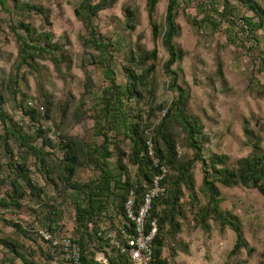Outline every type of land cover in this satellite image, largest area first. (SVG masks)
<instances>
[{"label":"trees","instance_id":"16d2710c","mask_svg":"<svg viewBox=\"0 0 264 264\" xmlns=\"http://www.w3.org/2000/svg\"><path fill=\"white\" fill-rule=\"evenodd\" d=\"M116 1L81 0L73 10L74 16L79 19L85 31L82 47L88 58L86 63L100 70L103 78L102 85L95 90L91 77L85 73L84 91L78 107L74 108L69 100L63 103L56 101L43 92V112L40 108L30 109L19 101L17 105L22 109L23 115L36 123L32 125V135H27L17 125L6 122L7 114L1 107L4 98L0 95V122L4 126L1 142L3 156L6 158L4 164L0 155V209L18 217L22 214L32 216L33 224L28 230H23L14 221L11 223L12 227L23 238L37 246L44 260V263L40 264H57L58 250L43 246L33 229L35 224L47 228L55 236L67 235L64 234L60 204L52 206L45 202L44 186H52L57 195H62V202L66 198L72 201L74 219L71 236H68L80 248V263L101 264L95 258L96 254L100 253L109 264H129L124 257L109 251L107 242L97 236V231L101 228L129 230L124 218V203L128 193L133 192L132 208L136 211L142 204L152 180L160 173L161 164L166 168L162 180L164 192L154 200L146 217L147 226L153 219L157 222L151 264H171L169 259L163 257V248L168 240H174L176 234L181 231L182 224L186 221V208L198 227L207 229L208 221L211 220L220 230L228 228L233 232L235 238L229 256H235L245 250L249 254L254 252V249L248 248L242 236L239 219L220 209L223 199L218 186L228 188L238 185L254 189L264 198V154L261 153L258 143L253 142L250 145L251 153L233 163H230L225 155H203L202 125L199 118L188 114L189 89L179 84L178 72L173 68L184 55L174 42L179 31L176 18L180 0H167L160 25L153 20L160 0H146L145 4L152 37L160 39L167 56L161 69L167 79V90L174 94L168 106L156 104L153 99L152 76L156 71L157 58L155 49L147 51L138 44L134 49H130L125 55L126 64L120 71L124 82L117 81L119 71L114 60L117 54L116 45L110 38L103 36L96 26L99 12L112 7ZM229 1H199L198 8L204 13L199 23H209L214 29L222 23L229 26L240 24L243 33L253 35L258 30L264 32L263 9L251 0H238L246 10L253 13V17L239 18L237 10ZM219 5L221 10L217 8ZM32 12L41 15L49 24L39 7L23 0H0V14L17 17V23L8 26L17 44L16 72L23 66L31 68L35 59H44L45 55L56 68L64 60L62 46L50 42L52 34L37 33L26 21ZM124 15L126 28L133 31L136 26L135 13L126 9ZM254 17L257 21H254ZM0 30L3 31L1 21ZM253 42L257 43L258 39L254 37ZM17 74L13 76L15 81L12 86H9L8 79L6 88L13 98L17 94ZM90 94L93 95L91 109L96 111L93 117L94 135L101 141L98 146H90L77 136L66 132L69 117L79 123L87 112L83 110L82 103L83 97ZM262 95L264 96V92ZM163 109L166 112L160 117ZM56 117H59L58 123H55ZM40 120L53 122L55 130L52 133L57 134L58 141L48 137L49 129H44L39 123ZM174 128L184 135V145L191 152V156L178 154ZM244 132L249 140L253 138V133L248 128H245ZM35 138L41 139L39 146L35 143ZM148 139L154 157L159 161L158 167L153 166L147 155L145 143ZM125 140L130 144L127 155L118 147V143ZM10 141L14 142L16 149L10 147ZM110 146H114L112 150L109 149ZM57 152L60 156L56 155ZM29 158L33 159L34 169L44 185L31 180ZM196 163L200 164L202 172V201H199L194 190L192 170ZM83 167H90L97 174L96 178L85 183L78 181L77 171ZM185 193L189 200L187 207L186 203L182 202ZM0 251L4 256L0 264H14L15 259H19L22 264H38L30 258V252L24 245L12 236L0 238ZM258 264H264V249L259 253Z\"/></svg>","mask_w":264,"mask_h":264},{"label":"rangeland","instance_id":"374dc122","mask_svg":"<svg viewBox=\"0 0 264 264\" xmlns=\"http://www.w3.org/2000/svg\"><path fill=\"white\" fill-rule=\"evenodd\" d=\"M23 1L43 10L49 24L41 15L34 12L26 21L37 33L50 32L52 34L50 42L62 46L64 56L58 68L49 60V57L43 55L44 59H35L31 68L23 66L16 72L17 44L8 26L17 23L15 22L17 17L0 14L3 26V31L0 30V95L4 98L1 107L7 114L8 124L17 125L23 133L32 135V125L36 123L23 115L22 109L17 105L19 101L25 103L30 109L40 108L43 112L45 102L43 92L61 103L69 100L76 108L84 91L85 73L91 77L95 90L102 85L103 78L100 70L86 63L88 58L82 47L85 31L73 13L81 0ZM199 1L202 0L179 1L180 7L176 18L179 31L174 42L184 55L173 68L178 72L179 84L189 89L188 114L199 118L202 125L203 155L205 157L210 154L225 155L229 162L233 163L251 153L250 145L253 142L258 143L261 153L264 154V96L262 95L264 92V32L258 30L253 35L246 34L240 30V24L229 26L222 23L216 29L209 23L202 25L199 22L204 17V13L198 8ZM251 1L264 10V0ZM229 3L235 7L239 18L253 15L238 0H230ZM145 4L146 0H117L112 7L99 12L96 26L103 36L110 38L116 45L117 54L114 60L119 71L118 83L124 82L120 71L126 64L125 55L130 49H134L138 44L147 51L156 50V71L152 76L153 99L156 104L168 106L174 94L167 90V79L161 69L167 56L160 44V39L152 37ZM166 4L167 0H160L156 6L153 20L158 25L163 21ZM217 8L221 10L220 5ZM126 9H131L135 13L136 26L133 31L125 26ZM254 21H257L255 17ZM254 37L258 39L257 43L253 42ZM15 73H18V82L17 94L13 98L6 88L8 79H10L9 86L13 85ZM152 78H150L151 81ZM82 104L83 110L87 112L79 123L70 120L69 117L66 132L77 136L90 146H98L101 141L94 135L93 117L96 111L91 109L93 95H85ZM58 122L59 117H56L55 123ZM39 123L44 129H49L47 135L50 139L58 141L57 134L52 133L55 130L52 121L40 120ZM3 128V123L0 122V155L5 164L6 158L3 156L1 142ZM245 128L252 131L251 140L245 135ZM173 132L178 154L191 156V152L185 148L182 132L177 128H174ZM9 143L10 147L16 149L13 141ZM35 143L39 146L41 139H36ZM113 147L110 146L109 149L112 150ZM118 147L127 155L130 144L128 140H125L123 143L119 142ZM56 155L60 156V153L57 152ZM28 164L31 180L44 185L34 169L32 158L28 159ZM130 169L133 170L132 167ZM4 170L7 171L6 168ZM192 174L194 190L199 201H202L200 164H195ZM96 176L97 174L90 167H83L77 171V179L81 183L95 179ZM218 188L223 199L220 209L239 219L242 236L248 248L255 251L249 254L245 250L235 256H229L235 238L233 232L228 228L220 230L219 226L211 220L208 221L207 229L198 227L186 208V221L182 224L181 231L176 234L174 240H168L163 248V257L169 259L171 264H258L259 253L264 249V198L256 190L238 185L228 188L218 186ZM44 189L45 202L52 206L60 204L63 212L64 234L71 236L74 219L71 199L66 198L62 202V195H57L56 189L52 186L45 185ZM188 201L187 193H185L182 202L186 203V207L189 204ZM32 219V216L28 214L18 217L0 209V238L12 236L30 252L28 253L31 255L30 258L40 264L44 263V260L37 246L23 238L11 224L14 221L23 230H28L32 227L30 226L33 224ZM38 227L33 225L34 230ZM97 254L103 256V254ZM3 257L0 251V263ZM13 263L22 264L19 259H15Z\"/></svg>","mask_w":264,"mask_h":264},{"label":"built area","instance_id":"2783aa9c","mask_svg":"<svg viewBox=\"0 0 264 264\" xmlns=\"http://www.w3.org/2000/svg\"><path fill=\"white\" fill-rule=\"evenodd\" d=\"M166 110L163 109L160 117L164 116ZM146 151L151 159L153 166L158 167L159 161L154 157V152L150 140L146 141ZM160 173L154 177L147 194L144 196L139 208L133 210V192L128 193L124 203L125 222L128 229L119 228L116 230H107L101 228L97 231V236L107 242L109 251L124 257L129 264H151L153 249L152 244L157 232V222L153 219L146 225V217L150 211L154 200L164 192L162 180L166 173V168L160 164ZM39 242L49 248L58 250L56 260L57 264H81L80 248L68 236H55L47 228L38 227L35 229ZM104 258V256H103Z\"/></svg>","mask_w":264,"mask_h":264},{"label":"water","instance_id":"95a60500","mask_svg":"<svg viewBox=\"0 0 264 264\" xmlns=\"http://www.w3.org/2000/svg\"><path fill=\"white\" fill-rule=\"evenodd\" d=\"M96 260L99 262V263H102V264H109V262L103 258L102 255H98L96 254L95 256Z\"/></svg>","mask_w":264,"mask_h":264}]
</instances>
